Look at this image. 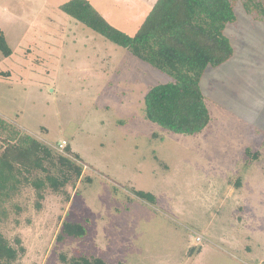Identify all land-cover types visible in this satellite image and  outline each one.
Returning <instances> with one entry per match:
<instances>
[{"label":"rangeland","instance_id":"rangeland-1","mask_svg":"<svg viewBox=\"0 0 264 264\" xmlns=\"http://www.w3.org/2000/svg\"><path fill=\"white\" fill-rule=\"evenodd\" d=\"M64 1L0 0L12 49L0 51V116L59 153L67 145L83 166L68 199L48 189L39 199L28 185L3 203L0 231L24 246L13 264H64L60 255L264 264V18L234 3L236 19L224 29L233 55L199 81L209 122L185 135L143 116L145 92L171 78L62 12ZM89 2L133 34L154 0ZM246 147L259 155L248 157ZM243 199L260 226L249 241L231 214ZM63 221L83 224L86 234L58 238Z\"/></svg>","mask_w":264,"mask_h":264},{"label":"trees","instance_id":"trees-1","mask_svg":"<svg viewBox=\"0 0 264 264\" xmlns=\"http://www.w3.org/2000/svg\"><path fill=\"white\" fill-rule=\"evenodd\" d=\"M237 0H154L133 34L111 25L89 0H66L59 9L103 38L127 49L138 59L167 74L171 80L151 86L143 96V116L164 129L192 135L208 124L210 115L199 81L207 66L217 67L233 55V47L224 34L225 26L236 19ZM243 10L256 20L264 18V0H239ZM0 51L12 49L0 29ZM59 153L22 127L0 116V219L3 203L21 186H31L39 199L48 189L69 198L83 174L78 156L69 147ZM248 157L256 158L259 151ZM88 181L90 180L87 177ZM240 180L236 179L239 186ZM137 196H153L135 191ZM86 228L79 222L63 221L58 235L82 237ZM194 249H191L193 252ZM24 252L21 240H9L0 231V264H13ZM64 264H105L100 257H65Z\"/></svg>","mask_w":264,"mask_h":264},{"label":"crops","instance_id":"crops-1","mask_svg":"<svg viewBox=\"0 0 264 264\" xmlns=\"http://www.w3.org/2000/svg\"><path fill=\"white\" fill-rule=\"evenodd\" d=\"M240 185V184H239ZM244 202L240 203V204H237V206H234V209L233 211L231 212V214H233V218L234 219H237L236 221L240 224L239 227L240 229L243 231L244 233V238L248 239L249 241V238L251 237L252 235V229L253 227L254 228H259L260 226L258 225H255V226H252L251 223L253 224L254 223V220H253V217L250 213H249V210L251 208V204L249 202V199H243ZM251 222V223H250ZM249 224H250V227H249ZM249 228L248 232L246 233L245 231ZM220 238H222V240H224V242L227 244L229 241L231 242L232 240L230 239H226L224 237V235L222 234L220 236ZM223 242V243H224ZM229 242V243H230ZM222 243V244H223ZM247 246V250H251V247L246 245ZM261 264V263H260Z\"/></svg>","mask_w":264,"mask_h":264},{"label":"built area","instance_id":"built-area-1","mask_svg":"<svg viewBox=\"0 0 264 264\" xmlns=\"http://www.w3.org/2000/svg\"><path fill=\"white\" fill-rule=\"evenodd\" d=\"M64 144H65V141H61V142H58V143H57V146H58V147H62ZM195 240H196L197 242H200V241L202 240V236H201V235H197V236L195 237Z\"/></svg>","mask_w":264,"mask_h":264}]
</instances>
